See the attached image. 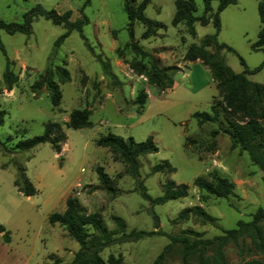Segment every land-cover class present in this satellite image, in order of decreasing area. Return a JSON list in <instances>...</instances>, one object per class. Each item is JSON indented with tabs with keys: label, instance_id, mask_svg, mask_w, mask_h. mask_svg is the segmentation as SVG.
I'll return each instance as SVG.
<instances>
[{
	"label": "rangeland",
	"instance_id": "1",
	"mask_svg": "<svg viewBox=\"0 0 264 264\" xmlns=\"http://www.w3.org/2000/svg\"><path fill=\"white\" fill-rule=\"evenodd\" d=\"M140 1L132 0V4ZM176 1L149 2L144 14L159 25L149 37L142 38L141 23L134 22L131 31L128 29L123 0H0V20L5 22L20 23L23 13L36 4L58 13L70 10V21L82 14L87 19L83 37L73 30L58 46L55 41L64 32V26L40 16L32 17L30 34H9L0 29L5 55L18 76L13 88L0 94V110L5 111L0 126V224L9 230L11 239L3 243L0 237V264L71 262L79 249L78 243L61 226L50 224L47 219L50 213L64 210L68 196L77 198L85 214L97 213L107 230L114 232L115 241L97 252L103 264H150L169 243L159 233L136 240L122 237L113 215L124 222L125 234L144 230L206 239L221 234L222 229L235 227L238 220L249 221L257 208L264 210V174L246 151L231 148L226 131L231 123L244 124L249 117L225 109L223 93L216 89L201 59H185L191 45H198L215 33L211 17L217 1L211 2L210 20L206 24L194 23L193 36L186 32L183 22L173 24ZM193 2L194 14L202 15L203 0ZM257 2L237 0L219 14L216 39L234 52L216 51L213 44L205 48L208 53L221 56L235 73L244 70L239 57L248 69L258 67L264 60V49L251 48L260 25ZM130 41L148 52L159 67L179 68L173 73L171 89L159 93V84L148 81L146 74L152 71L149 57L137 56L128 46ZM5 55L0 50V88L4 87ZM131 62L142 64L143 74L134 72ZM56 65L68 70L70 81L60 83L57 75L52 76L62 94L59 106L53 107L44 86L35 94L30 86ZM247 78L264 83V66ZM140 90L147 93V99L139 112L134 99ZM212 106L219 111L217 121L197 126L191 114L211 112ZM82 108L91 109V125L80 129L67 127L69 113ZM49 121L59 123L66 136L59 153L49 143L25 151L15 148L22 139L41 135ZM108 132L123 139L132 137L136 142L149 135L153 137L158 150L138 156L137 177L127 172L123 162L114 161L107 148L96 145V139ZM161 160H167L174 171L152 173V167ZM18 165L25 169L36 194L25 196L13 185ZM96 166H102L109 176L113 192L100 188ZM213 172L232 183L228 197H217L194 186L196 177L210 179ZM168 180L186 184L187 195L163 204H151L141 197V184L154 198L163 193ZM195 205L201 206L213 221H205L191 212L180 217L183 209ZM260 227L264 244V220ZM88 232L97 237L91 228ZM212 253L210 249L206 251L210 258ZM223 253L226 264L251 259L264 262V251L257 248L249 235L243 237V242L241 238L237 243L229 241ZM184 254L183 247L175 243L164 264H181ZM197 254L196 251L185 254L187 264H195Z\"/></svg>",
	"mask_w": 264,
	"mask_h": 264
},
{
	"label": "trees",
	"instance_id": "2",
	"mask_svg": "<svg viewBox=\"0 0 264 264\" xmlns=\"http://www.w3.org/2000/svg\"><path fill=\"white\" fill-rule=\"evenodd\" d=\"M150 1L151 0H141L137 5H134L132 4V0H123L124 9L128 17V29L131 31V25L134 22L141 23L144 26V30L141 34L142 38L149 37L153 33L155 27L159 25L144 14V9ZM212 1H217V8L211 17L215 33L203 38L200 44L191 45L186 52L185 59L187 61L201 59L202 64L208 68L211 78L215 82L216 89L223 93L222 99L225 109L232 110L236 113H244L249 117V120L244 124L231 123L230 128L226 131L229 134L231 148H238L241 151H246L251 161L264 172V83L252 82L247 78V75L258 71L264 66V60L258 67L248 69L243 59L238 56L241 64L244 65V70L240 73H235L225 64L221 56L215 53H208L205 49L209 44H213L216 51L227 49L234 52L230 46L219 43L216 36L220 29V12L227 6L235 4L237 0H203V14L200 16L194 14L196 7L193 0H177L173 24L183 22L186 32L193 36L195 34V22L199 21L202 24H206L208 19L210 20L209 14L212 11ZM257 11L260 25L257 39L251 44L253 50L264 49V0H258ZM70 14V10L58 13L55 9L46 10L40 4H36L33 8L23 13L20 23L0 20V29L5 30L9 34L15 32L30 34L32 17L40 16L50 20L54 24H61L64 26V32L55 41V45L58 46L73 30L78 31L81 37H83L82 29L87 23L86 17L82 14L81 18L70 21ZM130 35V37H132V34ZM128 46L133 49L137 56L149 57L152 71L146 74V76L149 82L159 84V93L166 92L172 88L173 73L179 68L175 66L159 67L154 58L136 42L130 41ZM0 50L3 55H5V50L1 41ZM10 65L11 62L5 55V66L2 72L4 87L0 88V94L3 93V90L10 91L18 82V76L11 70ZM130 67L134 72L140 75L143 74L142 64L131 62ZM54 74L57 75L60 83L70 81L68 70L64 66L56 65L45 71L40 77V80L31 84L30 89L35 94L44 86L48 91L52 106L58 107L61 102L62 94L58 83L55 82L52 77ZM146 99L147 93L144 90L138 91L134 99V104L138 106L139 112L144 108ZM90 114L91 109L89 108L73 109L69 113L66 122L67 127L73 129L89 127L91 125L89 121ZM4 115L5 111L0 110V126L3 124ZM218 117L219 111L214 106L211 107V112L195 111L191 114V118L195 120L199 127L204 123H213L217 121ZM65 138L66 136L62 126L57 122L49 121L44 124V131L41 135L22 139L15 144V148L25 151L37 145L49 143L52 150L59 153L61 150V143L64 142ZM7 139L9 140L10 136H8ZM193 141L194 140H189L188 142L191 143ZM95 143L98 146L107 148L111 152L114 161L123 162L126 165L127 172L133 177H137L139 174L138 156L154 153L158 150L153 141V137L150 135L147 136L145 140L136 142L132 137L123 139L121 136L108 132L98 137ZM173 171L174 168L167 160H161L151 169L152 173H171ZM95 172L100 188L108 192H113L114 188L110 185V178L103 167L96 166ZM210 177V179H207L198 176L194 179L193 184L199 190L206 193L216 195L217 197H228L232 191V183L225 177H221L214 172L210 174ZM13 185L17 188L18 192L25 196H31L37 192L33 183L26 176L25 169L21 165L16 167ZM140 188L141 197L148 200L151 204H163L169 200L185 197L188 189L186 184H176L174 181L168 180L164 184L163 193L153 198L145 191L142 184ZM188 212L193 213L205 221H213L212 216L199 205L183 209L180 212V217H185ZM47 219L50 224H58L66 230L68 235L79 245L78 251L68 264H85L87 261L91 264H103L97 252L101 247L114 242L116 238L113 236L114 232L107 230L102 218L97 213L85 214L77 198L68 196L65 199L64 210L62 212L50 213ZM112 219L122 237H131L136 240L144 236L159 233L165 235L169 239V243L162 248L150 264H164L168 252L175 243H179L183 247L186 255L192 251L198 252L195 264H211V262L214 264H226L223 247L229 241L237 243L239 238H241L243 242V237L246 235H249L253 239L261 252L264 251L260 227V222L264 220V210L261 208L256 209L249 221L238 220L235 227L222 229L221 234L206 239L190 238V236L186 234L175 236L166 232L144 230L130 231L128 234H125L124 222L115 215L112 216ZM88 228L96 231L97 237L90 234ZM0 237L3 243H9L11 240L9 230L2 224H0ZM209 249L213 252L211 258L206 255V251ZM240 251H243L242 247H240ZM185 254L181 264H187ZM54 264H58L57 260H55ZM241 264H264V262L251 259Z\"/></svg>",
	"mask_w": 264,
	"mask_h": 264
},
{
	"label": "water",
	"instance_id": "3",
	"mask_svg": "<svg viewBox=\"0 0 264 264\" xmlns=\"http://www.w3.org/2000/svg\"><path fill=\"white\" fill-rule=\"evenodd\" d=\"M261 174L263 175L264 174V172L261 170ZM151 215H152V217H154L155 216V214L151 211ZM155 224L157 225V222H155Z\"/></svg>",
	"mask_w": 264,
	"mask_h": 264
}]
</instances>
